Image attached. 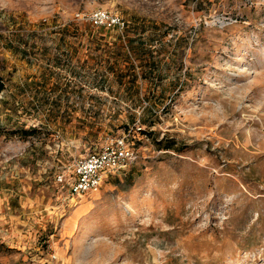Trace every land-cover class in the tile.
Here are the masks:
<instances>
[{"label": "rangeland", "instance_id": "obj_1", "mask_svg": "<svg viewBox=\"0 0 264 264\" xmlns=\"http://www.w3.org/2000/svg\"><path fill=\"white\" fill-rule=\"evenodd\" d=\"M0 83V264H264V0H0Z\"/></svg>", "mask_w": 264, "mask_h": 264}, {"label": "built area", "instance_id": "obj_2", "mask_svg": "<svg viewBox=\"0 0 264 264\" xmlns=\"http://www.w3.org/2000/svg\"><path fill=\"white\" fill-rule=\"evenodd\" d=\"M94 27L123 30L124 21L106 10H94L87 16ZM135 158L133 149L125 142L124 137L117 138L103 145L98 151L78 158L73 164V178L69 182L70 194L96 192L107 173L123 171Z\"/></svg>", "mask_w": 264, "mask_h": 264}, {"label": "trees", "instance_id": "obj_3", "mask_svg": "<svg viewBox=\"0 0 264 264\" xmlns=\"http://www.w3.org/2000/svg\"><path fill=\"white\" fill-rule=\"evenodd\" d=\"M89 23V22H88ZM90 24V23H89ZM91 25V24H90ZM60 30H62V29H60ZM3 89V85H2V83H0V91ZM27 131H25V133H26ZM165 146H167V147H170V145H165Z\"/></svg>", "mask_w": 264, "mask_h": 264}]
</instances>
